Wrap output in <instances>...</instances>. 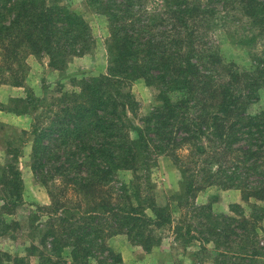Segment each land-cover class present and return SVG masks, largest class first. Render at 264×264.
I'll return each mask as SVG.
<instances>
[{
	"label": "trees",
	"instance_id": "trees-1",
	"mask_svg": "<svg viewBox=\"0 0 264 264\" xmlns=\"http://www.w3.org/2000/svg\"><path fill=\"white\" fill-rule=\"evenodd\" d=\"M84 2L108 22L106 73L79 80L78 92H59L50 104L26 90L25 99L0 105L8 113L32 116L30 131L22 134L31 138L30 168L50 201L49 207H36L47 218L38 230L39 245L31 244L25 257L12 258L13 264H29V257L37 264H120L109 239L124 235L150 252L161 242L157 232L170 228L175 209L186 206L207 219L209 225L202 223L206 237L197 240L212 241L215 264L264 263V110L246 111L264 82V56L249 70L223 64L205 40L226 20H215L201 0ZM244 2L249 35L238 43L253 47L264 40V0ZM93 46L89 25L64 6L0 0V85L24 87L27 55L45 57L50 68L61 71ZM138 79L156 88L157 106L139 126H131L126 112L136 108L127 89ZM53 112L48 126H42ZM201 140L209 152L199 146ZM184 146L207 159L185 155L180 160L177 151ZM8 155L0 169L2 215H12L24 203L20 151L11 149ZM164 155L182 174L175 209L158 206L150 194L155 158ZM190 165L199 166L201 184L194 185ZM123 170L132 178L117 184ZM215 185L236 188L243 201L253 198L262 206H253L248 217L238 205L230 206L231 215L220 216L212 214L211 205L195 206L197 193ZM40 215L32 216V224ZM190 230L187 224L183 236Z\"/></svg>",
	"mask_w": 264,
	"mask_h": 264
},
{
	"label": "rangeland",
	"instance_id": "rangeland-1",
	"mask_svg": "<svg viewBox=\"0 0 264 264\" xmlns=\"http://www.w3.org/2000/svg\"><path fill=\"white\" fill-rule=\"evenodd\" d=\"M47 1L51 5L64 6L84 19L94 39L93 49L82 57L71 59L61 71L50 68L45 57L27 55L26 64L29 72L24 87L0 85V105L4 108L12 99H25L26 90H30L35 97L43 99L44 105L50 104L59 92H78L79 80L103 75L107 71L109 32L106 18L90 10L84 0ZM201 2L212 10L215 20H226L223 28L213 30L205 40L208 44L215 46L223 64L232 63L239 71H242L249 70L253 60L254 62L262 60L264 56L263 39L258 40L256 46L253 47L238 43L239 40L249 35L245 33V30H248L245 22L251 18L246 14L247 8L244 0H201ZM258 86L262 87L252 97L253 99L256 96V99L250 100V105L246 108L251 115L264 110V82ZM127 90L133 96L134 108H136L132 113L127 110V118L131 126H139L140 120L157 106L158 91L154 87L147 86L141 79L131 82ZM53 115L54 112L43 118L42 126L47 127ZM6 116L11 117V120ZM32 122L31 115L18 116L0 108V169L6 166L10 159L8 150L18 149L20 151L18 168L24 187L23 205L16 208L12 215L0 214V264H13L12 258L25 257V250L31 244L39 245L41 237L38 230L44 228L47 220L45 215H40L39 211L36 212L37 206L49 207L50 201L46 189L37 182L30 168L31 138L22 134L23 131H30ZM130 136L134 138L135 133L131 131ZM201 145L208 151L207 143L201 140L199 146ZM191 151L190 147L184 146L177 151V155L180 160L185 155L193 159L198 157L202 160L207 159V154L205 156L194 152L191 154ZM155 159L156 166L152 168L148 181L150 194L155 197L158 206L169 204L175 209L177 196L181 194L182 174L172 157L164 155L156 156ZM198 165H190V168L195 167L192 171L196 175L194 185L201 184L199 179L202 174L198 172ZM261 170L264 172V165ZM131 178L129 171H119L116 178L117 184H128ZM3 196L4 192L0 186V198ZM193 203L197 207L211 205L212 214L215 216L231 215L230 206L238 205L248 217L253 206H262L261 202L253 198L246 202L243 201L241 191L236 188L221 189L217 185L202 189L197 193ZM196 212L188 206L176 208L174 223L170 228L157 232L161 242L150 252H144L140 246L131 244L124 235L113 237L107 243L114 252L120 255L122 260L120 264H215L210 252L213 249L212 241L205 244L197 240L198 237L205 238L207 234L204 233L205 226L202 223L206 225L209 223ZM34 214L40 216L32 224ZM187 224L190 225L191 230L186 237L183 235ZM177 225L183 226L179 232L175 229ZM262 226L263 234L260 233V245L264 246V220ZM210 240H213V237ZM28 261L29 264H37L35 257H29Z\"/></svg>",
	"mask_w": 264,
	"mask_h": 264
},
{
	"label": "crops",
	"instance_id": "crops-1",
	"mask_svg": "<svg viewBox=\"0 0 264 264\" xmlns=\"http://www.w3.org/2000/svg\"><path fill=\"white\" fill-rule=\"evenodd\" d=\"M7 117V116H6ZM9 120H11V117H7Z\"/></svg>",
	"mask_w": 264,
	"mask_h": 264
}]
</instances>
